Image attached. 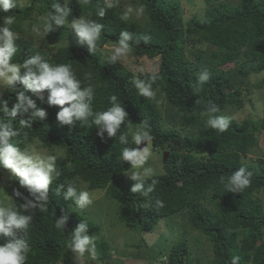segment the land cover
Wrapping results in <instances>:
<instances>
[{"label": "trees", "instance_id": "1", "mask_svg": "<svg viewBox=\"0 0 264 264\" xmlns=\"http://www.w3.org/2000/svg\"><path fill=\"white\" fill-rule=\"evenodd\" d=\"M128 1L144 9L141 21L123 19L124 11L117 2L108 8L105 0H67L72 16L64 26L44 36L42 46L34 47L19 35L16 40L18 52L13 63L22 64L36 55L51 64L70 63L82 86H94V111H106L111 107L108 98L116 95L132 123L129 125L126 121L120 129L121 133L128 132L127 145L119 143L120 133L114 138H107L105 134L101 139L91 124L80 126L77 122L71 127L60 126L56 121L59 108L47 105V91L41 101L22 85L16 86L17 91H25L35 100L37 107L45 109L47 117L34 121L32 128L20 126L19 119H26L27 115L10 120L20 133L12 141L22 150L32 143H39L45 149L64 150V156L56 160L61 175L49 186L47 211L37 208L24 213L33 216L27 234L22 237L31 247L26 264H70L65 259V251L72 231L81 221L88 223L89 235H100L98 225L76 213L72 208L74 202L63 199V190L57 195L59 185L63 184L66 190L71 183L78 189L79 181L91 190H103L107 198L117 203L119 222L142 234L151 233L163 218L186 213L191 229L209 243L211 260L204 263L202 258L192 259L188 243L182 239L168 250L165 264H193L194 261L231 264L234 256L239 257L237 264H264V206L259 198L264 194V168L263 172L256 173L243 160L256 145V135L264 131V110L260 119H246L241 123L231 120L229 129L223 133L209 128L207 117L201 116L209 101L218 107L216 115L220 116L227 108L240 107V88L246 79L251 74L264 72V0H241L233 9H220L216 15L208 13L203 22L192 18L187 23L183 22L177 1ZM37 2L40 4L37 9L33 2L26 8L18 6L9 13H0V22L4 15L12 14L15 15V23L11 25L14 32L21 34V26L26 21L36 22L42 30L44 17L56 0ZM60 2L63 6L65 0ZM98 6L106 8L105 17L96 15ZM35 12L38 18L33 17ZM81 16L104 25L96 50L91 53L86 45H58L71 30L72 18ZM123 30L134 38L150 37L147 43L142 39L139 43L135 39L130 42L131 55L138 59L158 58L153 73L137 76L152 84L155 101H162L158 105L163 108L170 127L162 124L157 104L140 96L135 89V74L117 62L103 60L99 54L100 48L117 42ZM205 69L211 77L198 89L197 77ZM15 96L16 92L6 88L3 100L9 101V108L16 102ZM141 122L149 125L152 149L169 153L164 173L146 179V185L152 179L158 181L150 194L151 200L130 191L134 182L124 176L130 165L120 158L123 147H138L132 143L130 128L138 127ZM177 123L181 127L179 131L174 128ZM194 155L206 157L194 160ZM240 167L252 173L250 186L237 193L226 192L221 177L226 182ZM14 188L28 197L16 180L8 185L6 195L15 197ZM18 199L15 206L19 210L24 201ZM156 199L162 200L164 207L158 208ZM64 216L67 220L63 231L55 227V221ZM21 235L17 234L16 238ZM11 239L0 236V244ZM95 256L100 264L108 263L105 242L97 245Z\"/></svg>", "mask_w": 264, "mask_h": 264}, {"label": "clouds", "instance_id": "2", "mask_svg": "<svg viewBox=\"0 0 264 264\" xmlns=\"http://www.w3.org/2000/svg\"><path fill=\"white\" fill-rule=\"evenodd\" d=\"M108 4L107 7H114ZM18 7V0H0V13H9V10ZM49 11L44 17L42 33L47 36L55 32L58 28L64 26L68 18L72 16V8L68 6L67 0L61 5L60 0H56L51 5ZM133 9L129 7L123 14V19H127ZM144 9H138V14H142ZM96 15L100 18L105 17L106 8L98 6ZM15 23V15L8 14L2 17L0 22V86L11 88L16 92V102L9 108L8 100H0V169L9 170L11 175L9 180H16L19 188L25 189L28 197L18 189H13V195L24 201L20 204L18 210L12 197L5 195L3 188H0V236L11 237L12 239L0 244V264H26L31 247L28 241L22 238L27 234L28 228L33 221L31 214H24L31 209L47 211L49 203V186L58 178L61 173L57 171L56 155L41 154L39 151L29 148L22 150L17 143L12 141L13 137L18 136L19 130L13 128L10 120H15L18 116L26 119H19L21 128H32L36 120L43 121L47 117L46 110L37 107L36 101L25 94V91H17L16 86L22 85L23 88L33 93L37 99L44 101L42 95L47 91L46 103L49 107L56 106L59 111L56 114V121L60 126H73L79 123L80 126L94 125L97 129V136L101 139L117 137L119 134V143L127 145L128 132H120L121 125L128 120V113L122 106L116 95L110 96L109 107L106 111H94L92 101L94 99V86L88 84L82 86L81 81L77 78L70 63L51 64L42 60L39 55L32 56L24 60L22 64L13 63V57L18 52L16 40L18 33L14 32L11 25ZM104 25L95 23L92 20L81 16L72 18L70 28L74 32L78 43L86 45L89 52L96 50L97 42L101 37V30ZM33 31L41 32L38 26L33 27ZM136 43L142 39L145 43L150 37H135L129 31L120 32L119 40L112 42V55L109 62L114 64L117 61L127 58L133 52L132 42ZM211 73L205 69L197 77V88L207 83ZM155 77H153V80ZM133 85L139 95L149 99H155L156 92L152 84L140 78L133 79ZM162 101H157L161 103ZM218 107L211 101L207 104V110L201 113V116L207 117V126L217 130L220 133L227 131L230 127L231 120L229 117L216 115ZM131 140L135 146H140L146 142V146L123 147L120 158L123 162L130 165L131 171L127 172V178L133 181L130 189L132 193H139L141 196L149 198L150 194L155 191L158 181L152 179L146 185V179L155 174L152 167L145 165L153 156L151 146L152 136L150 135L149 125L141 122L135 130H131ZM252 173L244 167L235 170L227 177H221L226 192L237 193L243 191L251 184ZM63 190V199L74 202L76 207L81 209L93 203L91 194L87 190H78L71 183L67 186L59 185L56 189L57 195ZM158 208L164 207L160 199L155 200ZM145 207L149 206L147 204ZM67 217H61L55 221V227L63 230L65 228ZM89 225L86 221H81L71 233V240L68 248L75 254L78 264H85V254L95 256L97 248V237L88 234ZM17 234H22L17 239ZM238 256L232 258L231 264H237Z\"/></svg>", "mask_w": 264, "mask_h": 264}, {"label": "rangeland", "instance_id": "3", "mask_svg": "<svg viewBox=\"0 0 264 264\" xmlns=\"http://www.w3.org/2000/svg\"><path fill=\"white\" fill-rule=\"evenodd\" d=\"M105 1L107 5L117 2L124 13L131 7L133 11L129 13L127 19H132L135 22L142 20L143 14H138L140 6L130 3L128 0ZM173 1L179 3L184 23H187L192 18H196L203 22L208 17V13L210 15H216V12L220 9H233L241 4V0H164L166 3H171ZM33 2L37 9L40 6L37 0H18V6L26 8ZM33 17L38 18L37 12L33 14ZM34 26L39 27L36 22H24L21 26L22 33L18 35L29 41L32 46L39 47L43 45L44 35L42 30L39 33L33 31ZM73 44L76 45L79 43L75 34L69 30L65 38H63L58 45L59 47H63ZM112 47L113 45H106L100 48L99 54L103 60L109 59L112 55ZM202 49H205V46H202ZM52 52H54V50ZM186 55L189 58L191 57L189 52H186ZM157 60L158 58L153 60L144 58L138 59L130 54L127 58L117 61V63L138 77V74L144 75L146 73H153L157 67ZM6 88L5 86H0V100H3ZM240 92L241 95L239 99L241 106L227 108L222 113L223 116L229 117L230 120H235L238 123L246 119H260L264 110V72L260 74H251L246 79L244 86L240 88ZM150 100L157 104L155 105L161 116L162 124H166L170 127L168 118L163 112V108L158 105L155 99ZM165 106L166 104L163 103V107ZM174 128L176 131L181 129L178 123ZM131 130L134 131L135 128ZM29 148H33L41 154L56 155L57 158L64 156V150L62 148L45 149L42 148L39 143H32L24 149ZM205 157V155H194L193 159L199 160ZM243 160L248 165H252L256 173L263 172L261 169L264 168V131H260L256 135V145L252 148L250 154L243 158ZM145 166L154 168L155 174L153 176L163 174V152L153 150V156ZM129 171H131V168ZM127 172L124 176L127 175ZM10 175L11 173L9 170L0 169V188L4 189L5 195L6 188L13 181L8 179ZM78 189L89 191L93 203L84 209L76 207L75 204L72 205V208L76 213L84 216L86 220L100 227L101 233L99 236H96V244L99 245L101 242L107 244L109 258L106 264H165V257L168 250L182 239L187 241L190 257L192 259L196 260L197 258H202L204 263L211 260L212 252L209 243L204 237L191 229L187 222L186 213L181 212L168 218H163L151 233L142 234L140 231L130 229L119 222L117 218L118 205L114 200L107 198L103 190H91L82 181L78 182ZM259 198L264 206V194H260ZM12 199L15 204L19 200L16 197H12ZM67 258L70 264H78L75 254H73L68 247L65 251V259ZM85 264H100V262L96 256L93 257L86 253ZM193 264H197L196 261H194Z\"/></svg>", "mask_w": 264, "mask_h": 264}, {"label": "water", "instance_id": "4", "mask_svg": "<svg viewBox=\"0 0 264 264\" xmlns=\"http://www.w3.org/2000/svg\"><path fill=\"white\" fill-rule=\"evenodd\" d=\"M144 146H146V142H142L140 146H138L139 148H143ZM168 155L169 153L168 152H164L163 153V163L166 162V160L168 159Z\"/></svg>", "mask_w": 264, "mask_h": 264}]
</instances>
